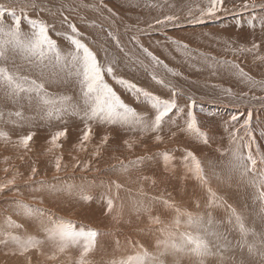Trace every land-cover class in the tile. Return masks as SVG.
<instances>
[{"label": "rangeland", "instance_id": "1", "mask_svg": "<svg viewBox=\"0 0 264 264\" xmlns=\"http://www.w3.org/2000/svg\"><path fill=\"white\" fill-rule=\"evenodd\" d=\"M18 1L19 3L23 2V0ZM67 1L68 0H45L44 2H36L35 5L37 6V8H31V11L33 13L35 12L36 14L38 13L39 15L43 14L46 20L47 17H49V19L51 20V17L60 12H69V10L67 11V7L69 6ZM78 1H82L81 3L84 4L87 3V8L92 6L102 7V10L104 11L103 18L114 21L116 23V26L118 28H121L124 32H127L129 30H147V33L139 32L136 33V35L135 32H133V34L131 33V36H129L128 38L129 41L130 39H133L130 43L128 42V44H130L128 45V47L134 51L139 50V53L141 51V53L143 54L144 52L142 51V48H147L149 52L157 57L156 51L161 47L152 46L151 48L150 44L143 42L144 39L142 38V35H146V37L148 38H153L152 34H156V32H154L153 30L161 26H167V28L164 30L168 33L166 37L167 39H170L169 42L184 46L186 47L187 51H192L195 53L205 52L207 54V57L211 58L218 50H212L209 47L204 48L199 39H193L192 42H190L189 38L187 37V34H192L188 33L191 29L193 30V33H195L196 28L201 27V25H203L205 22L211 21L207 17L209 15H195L191 9L181 12H174L172 9L174 0H164L165 11L154 14V16L158 17L157 20H165V18L169 15L179 17V19L177 20L171 22L166 21L164 24H158L157 20L150 24L136 23L135 20L137 19V17L132 18L130 16L131 14L135 13L136 9L133 8L129 3H127L129 6V9L127 10V5L122 2L118 4H110L108 0ZM204 1L208 5H210V0ZM162 2L163 0H154V2L152 3L157 6ZM253 3L255 5L257 4V6L253 7ZM2 4L3 3H0V5ZM217 7L218 10L215 12V14L223 13V11L232 13L230 15L231 18L223 20L234 21H229L230 24H232V29L241 27V30L244 31V29L246 30V28L250 24H252L254 21H257L258 18H260L261 16L264 17V0H223V4L218 5ZM42 8L44 10H42ZM60 8L63 9L61 10ZM35 9L41 10L37 12L34 11ZM16 11L20 12L19 9H16ZM70 12H73V10H70ZM73 14H76V12H73ZM205 18H207L208 20H206ZM216 18L218 17H215L213 19L217 20ZM219 19L220 18H218V20ZM94 20L97 19L94 18ZM94 20L89 21L97 24V21ZM176 21L185 23V26L179 25V23ZM98 26L99 28L113 34V32L106 27L102 28V25ZM172 26H176L177 28ZM230 26L231 25H228L227 23V27ZM216 28L217 29L210 28L207 30L219 31V29H221L219 26ZM78 31L81 32V29L78 28ZM185 32L187 34H185ZM122 36L123 38H126L127 34L123 33ZM160 36L162 37L161 33ZM235 44L239 45L238 39ZM103 46L105 52H108L107 44L103 43ZM249 48L251 53L248 55H254L255 53L254 57H257V54L259 55L258 57L261 56V53L259 52L262 50L261 47L250 46ZM228 50L229 48L221 49L222 52H228ZM241 51L242 50L240 49H233L231 51V56L235 57V61L237 60V66L240 63L241 58H246L245 55L239 54ZM110 52L112 53L113 50H110ZM157 58L163 62V64L160 65L156 64L157 68L160 70L162 66L167 64L161 58ZM106 60L104 58L103 64L106 62ZM256 63L259 64V68L255 67V63L252 64L253 73L255 75H257V72L260 69L259 60H257ZM167 67L171 66L167 65ZM163 73H165V71H163ZM178 74L179 78L181 79V83H167L166 85L170 89L181 88L183 93H187V95L182 96V98L187 103H197L196 96H204L208 98L241 97L243 99H250L253 102L264 101L263 93L252 96L249 93H242L243 91H239L237 89V91L240 92L238 93L232 89V85H229L223 81L208 84L193 80V78L185 76L179 72ZM105 81L108 82V79L105 78ZM69 96L73 97V94ZM119 96L123 98L122 95L119 94ZM160 98L163 99V97ZM210 107L219 108L220 105H211ZM251 107L254 109H258L260 112L264 113V103ZM181 108L183 110L185 109V107ZM183 112L181 114H183ZM10 116L11 118L9 119H11V122H15L17 119L15 114H11ZM2 117L3 114L0 113V120H2ZM254 119H258V117H244V121L247 120L248 122ZM237 120L238 119L233 121ZM78 121L77 125H74L76 124L74 120L72 121V119L65 118V121L63 120V122L53 121L51 123H48L51 126L50 131L41 130L42 128H39V130H37L39 137L37 136V140L35 141V143L42 141V144H40V148H36L38 152H35L34 150L35 155L33 154V150L30 151V147L27 151H21L20 149H18L20 148V146H22L19 143L20 139L19 141L15 139L18 142V144L16 145L17 151L15 152L9 149L10 145L9 147H7V143L10 140L9 135H7L6 138H0V185H7V187L4 188V191L0 192V240L8 241L6 244L0 243V264H78V261L80 259L81 248L79 246H71L64 253H56L51 244L46 241L45 233L43 231V228L47 225V218H44V223L42 224L39 219L26 218L22 214H18L19 210L17 209L15 203L17 201H22L23 203L28 204L33 208H41L45 212L51 213L54 220L63 218L64 220L72 221L77 226V228L83 225L86 229L91 228L97 231L98 236L96 238V246L85 257L87 264H111V261L115 259L124 258L123 255L125 254H133L138 246H143L151 254H157L160 250H162L156 247V243L157 240H162L165 237L162 236L157 229L160 227H164L165 225H171V222L175 216V212L173 210L168 209L164 206V201H168L169 203L174 204L176 207L192 213L194 216H204L205 220H207L208 214H211V230H215L217 233H219L221 239L217 240L215 237H207L210 241V246H212L214 255L207 257L205 259V264H264V202H261L259 199H257L256 190L249 182L251 179L250 175L242 177L239 171L237 172L229 170V159H227L226 156L231 157V150H225L223 153L225 155V159L222 161L220 160L218 163H215V161L213 160L204 163L203 159L201 160V164L204 168L208 183L205 184L206 187H204L206 190H204L203 187L201 190H194V187L190 185V182L187 183L186 179H182L184 177L177 175V172H179L183 175L185 174L186 178L193 177L188 169L184 167L183 159H180L181 157L179 158L180 160L175 159L176 157H174L173 155L179 153L183 158L187 153V151L185 153H182L180 151V147L182 146H180L177 142L169 143L172 146H176L175 148H165V144L167 143L166 140L170 141V139L161 137V140L157 142L155 137L152 138V132L143 133V135L145 136H149V134L151 133V140H148L149 142L147 141L148 144L146 141L137 142L135 140V142H133L131 140L129 142L127 139H120V133L118 130H123L124 134H122V137L127 136L128 138H130L131 136L128 134L133 133L135 137L137 133V135L139 136L141 132L139 130L131 131L127 128L121 127L118 124L105 126L99 123H96V125L92 124L91 126L93 127L89 125V127L93 130L96 129L95 131L100 135V140L97 143H92L90 140L82 141L83 136H81V133H85L86 124L80 125V121ZM23 124L26 123L23 122ZM29 125L38 128L36 126V121L34 120H31ZM36 128H34L35 130H33L32 132H35ZM17 131L18 133L23 132V135L21 134L22 136L28 135V132L25 128L23 129L19 127V130L17 129ZM61 131H64L66 133L63 136V139H58L59 142L57 140V142L53 144L51 142L52 137L55 136L57 132ZM125 131H127L126 134ZM29 133L31 132L29 131ZM208 133L209 131L206 132V134ZM122 140L123 142H121ZM125 141H128V144H125ZM121 143L123 144L121 145ZM159 144L161 146L163 144V146L161 147ZM152 147L154 148V151H152ZM235 147L236 146H234V148ZM165 152L169 153L172 157L171 161L169 162H171L170 164L173 170H171L170 172L165 170L166 174L160 178L162 184H159L160 182L156 178H154V172L158 163L160 161L164 162L161 154ZM128 153L129 155H127ZM192 153L194 154V152ZM204 155H206V153H204ZM50 157H52V159ZM138 158H142V162L138 166L130 167L129 169H131V171L133 169V176L131 178L134 180L133 186H136V190H138L140 194L143 189H146L143 192L150 193V195L148 196L150 199L147 201V203H145V200L148 197H145L141 194V201L137 197V194L134 193L133 187L129 186L131 185L129 179H121V177L118 176L120 174L124 176L126 173L125 171L120 170L123 165H129L130 161L137 160ZM196 158L200 161L198 157ZM52 161H55V163H53ZM57 161H59L60 163L59 171H57L56 167ZM33 168L36 169V173L34 176L32 173ZM116 170L118 171V174ZM162 171H164V169H162ZM30 176H32L33 178L29 179ZM95 176L99 177V180L103 182L97 185H90V189L88 190L84 189L85 192L92 197V199L88 202L80 200L78 202H73L72 204H64L63 202L57 203L56 199L52 200L48 198V195L51 193V191H49V186L55 185L56 187H60L65 183L76 185V182L80 179H90L94 178ZM13 179L14 183L8 185L7 182ZM41 182H43L45 185L43 189L40 188ZM124 182L126 183L124 184ZM211 182L212 184H210ZM116 184L121 185V187L117 189L115 186ZM33 187H35V190H33ZM209 188L211 189V192H214L215 196L217 197V199L211 206H209V200L211 199ZM78 189L79 188H75V192H77ZM102 192H106L108 194V198L113 199L114 207L112 212L109 213L107 211V203L104 202L105 207L101 209H99L100 207L98 208L96 205H92L95 208V216L99 214V216L101 217L100 219H96L98 217L95 218L94 214L85 216V213L88 208H90V205L95 196H99ZM158 193H161V195L157 197ZM224 196L227 197L225 198ZM135 197L137 199H134L133 201L132 198ZM219 200L223 201L226 205L224 203H221V201ZM41 201L43 202L41 203ZM132 203L136 204L137 206L142 203L145 207L150 208L151 211L143 212V210H141L137 213V208H129L130 204ZM127 210H135V213L131 212L129 215H126L125 213L127 212ZM117 213H121L119 221L114 219ZM103 214L105 217L103 216ZM109 214L110 218L109 216H106ZM150 216L153 218L158 216L163 223L159 225L151 224ZM237 216L240 218V222H242L244 227L247 229L246 236L242 235L240 232L239 224L237 223L236 219ZM8 218H11V220L14 222V225H19L20 227L9 226L7 223ZM183 219L184 218H182V220ZM171 230L175 231V228H171ZM179 231H188L192 232L194 235L196 234L195 230L186 229L183 225L180 227ZM119 233H124L125 235L127 233V237L131 236V238H127V240L125 241L126 243L124 245L126 246L122 248L109 247L114 243V240ZM10 235H19L21 237L31 235L35 236L37 239L45 240V243L42 244L38 249H32L24 255H20L16 245L11 242ZM249 247L252 248L251 252L249 251ZM114 251L124 253L122 254V256L118 253L120 255L119 256L117 253V255L114 254ZM53 254H55L56 258L49 259V257ZM221 256H223V260L220 259ZM161 259L164 261V264H175L177 257L172 254H167L162 256ZM179 264H197V262L195 257L183 256L182 258H180Z\"/></svg>", "mask_w": 264, "mask_h": 264}, {"label": "bare ground", "instance_id": "2", "mask_svg": "<svg viewBox=\"0 0 264 264\" xmlns=\"http://www.w3.org/2000/svg\"><path fill=\"white\" fill-rule=\"evenodd\" d=\"M44 1L45 0H23L22 3H19L18 0H0V3H3L9 7H14L15 9H19V10L23 7L25 9V12L28 14V16L30 18L43 19L46 22H49L50 24H54V30L52 31L51 34H52L53 38L58 41L60 47L64 50H68V48H69L68 42L63 39L64 36L71 34V29L68 28V24L69 23L74 24L77 27V30H78V28L81 29V32L79 31L80 33H82L81 39L83 40V42L87 43L88 46L97 54L98 60H100V62L102 64H103L104 58H105V60L107 59L106 62L104 63L105 66H107L110 61H115L112 64V67L114 69L113 75H105V78L108 79L107 83H109V86H111L113 88V90L116 91V93L118 95L120 94L123 96L122 99L125 101V103H127L130 107H133L134 109H136L138 112L150 111V106L146 105V103L143 100V97L137 98L135 92L125 88L123 85L118 83L117 81L119 79H123V80L129 81L131 83H134L138 87L140 86L144 90L149 91V92L153 93L154 95H157L159 97H163V99L174 98L176 100L178 108L185 107L183 114H181L182 112L174 111V113L171 115V121H168V119H166L167 122L164 123V125L162 126V129L159 132H152V138L159 135L160 137L170 139V141L166 140L167 143L165 144V148L173 149L176 146H172L169 143L177 142L180 146H182V147H180L181 148L180 151L182 153L183 152L185 153L186 151L187 152L192 151V152H194V155L200 159V162L203 159L204 163L211 161V160L215 161V163H218L220 160L222 161L225 159V155L223 154L225 150H232L234 148V146H236L237 144L243 145L247 141L252 140V141H254V143L252 144V151H253V154L256 155V158L258 160V167L261 169H264V164H259V155L264 154V113L260 112L258 109H254L251 107L254 105H261L262 103H264V101L253 102L250 99H243L241 97H236V98H230V97L208 98V97H204V96H196L197 97V103H187L182 98V96L187 95V93H183L181 88L170 89L166 85L167 83H169V84L181 83V79L179 78V74H178V72H179L185 76L193 78V80H197L198 82L210 84V83H214V82H222L223 81L229 85H232L233 86L232 89L235 92H238L237 91V89H238L239 91H243L242 93H249L252 96H256L259 93L264 94V17L263 16H261V17L259 16L260 18H258V20L254 21L252 24H250L246 28V30L242 27L244 29V31H243V30H241V27H238L237 29H234V28L232 29V24H230V22H234V21H231V20H229L230 22L226 21V20L223 21L224 19L231 18L230 15L232 14V13H229L227 11H223V13L207 16L209 18V20H211V21L205 22L203 25H201V27L196 28L195 33H193L192 29L188 32V33H192L191 35H189L185 32V34H187V37L189 38L190 42H192L193 39H195V40L199 39L204 48L209 47L212 50L218 49L216 51V53H214V56H212L211 58L207 57V54L205 52L195 53L192 51H187L186 47L180 46L179 44H174L172 42H169L170 39H167V37H166V35L168 33L165 32V30H164L167 28V26H161L159 28L158 27L155 28L153 31L156 32V34H152L153 38H148V37H146V35H142V38L145 40V41L143 40L144 43L146 42V43L151 45V48H152V46L153 47L154 46L161 47L156 51L157 57L164 60V62L168 66L173 67V68H171V67L165 68L164 66H162V68L160 69L161 71H160L157 68V65L154 64L153 61L148 56H146V54H144V53L142 54L141 51L139 53V50L134 51L128 47V45H130V44H128V42L130 43L133 40V39H130V41L128 40L129 36H131V33L133 34V32H135V35H136V33H139V32L147 33V30H137V31H130L129 30L127 32H124V31H122L121 28H118L116 26V23L114 21L107 19V18H103V12L104 11L102 10V7L92 6V7L87 8V3L84 4V3H81L82 1H78V0H68L67 1V3L69 4V6L67 7V11L69 10V12H60V13L54 15L53 17H51V20L49 19V17H47V20H46L42 13H41L42 15H39L38 13L36 14L35 12L33 13L31 11V8H33L31 6L32 3L44 2ZM108 1L110 2V4H118V3L122 2L125 5H127V10L129 9V6L127 3H129L133 8L136 9L135 13L131 14L130 16L132 18L137 17L135 22L139 23V24H150V23H152L158 19V17L154 16L155 13H160L161 11H165L164 0L160 5H157V6L152 3V2H154V0H127V1H124V0H108ZM237 1H246V0H237ZM59 4H61V3H59ZM209 6L210 5H208L204 0H174L172 9L174 12H181V11L191 9L195 15H198V14H200L201 10H206ZM256 6H257V4H256ZM35 8H37V6ZM40 10L35 9L34 11L39 12ZM42 10H44V9L42 8ZM70 10H73V12H76V14H73V12H70ZM220 12H222V11H220ZM17 13L19 14L20 12L17 11ZM78 15H80V16H78ZM93 17L97 20H94ZM215 17H218L220 19L218 20V18H216L217 20H214L213 18H215ZM65 18H67L66 21H65ZM205 19L208 20L207 18H205ZM89 20L97 21V24H94ZM6 22L10 23V20L6 19ZM176 22H178L179 25L185 24V23H183V22L181 23L179 21H176ZM227 23H228V25H231V26L227 27ZM98 25H102V28L106 27L107 29L112 31L113 34L109 33L106 30L99 28ZM218 26L221 28V29H219V31L207 30L210 28L217 29L216 27H218ZM172 27L177 28L176 26H172ZM158 31L161 33L162 37L160 36V33ZM123 33L127 34L126 38H123V36H122ZM130 38H133V37H130ZM117 39L119 40L120 46L123 48V51H121L120 48H118L116 46V40ZM237 39H238L239 45L235 44ZM103 43L107 44L108 52H105ZM141 44H142V41H141ZM254 45L262 48V50L259 51L261 53V56H260L261 58L258 57L259 56L258 54L256 55L257 57H254L255 53H254V55H252V54L248 55L251 53L249 47L254 46ZM136 48H138V47H136ZM226 48H229L228 52H222L221 51V49H226ZM233 49L242 50L239 54L246 56V58H244V59L240 57L241 61L238 64V66L236 65L237 60L235 61V57L231 56L232 55L231 51ZM110 50L111 51L113 50V52L111 53ZM106 56H107V58H106ZM257 60H259V62H260V69L257 72V75H255L253 73L252 64L255 63V67L259 68V64L256 63ZM17 63H19V60H17ZM233 66H235V67H233ZM9 67H11V65H9ZM167 69H172L173 72L176 74L173 75ZM163 71H165V73H163ZM153 76H155L157 80H163L164 83L163 84L157 83L155 80L152 79ZM46 87H47L48 91L53 93L54 95H68L69 96V95L73 94V101H76L79 98V89L75 83H65V82H61V81L57 80L55 82L47 84ZM173 92H175V94H176L175 97L172 96ZM238 93H240V92H238ZM211 105H220V107L219 108H212V107H210ZM239 106H241V107H239ZM16 111L22 112L24 119L17 117L15 122H11V119H9V118H11L10 115L14 114ZM189 111H191L192 114L195 116L200 130L207 137V143H204L203 140H201L195 136L189 135L185 131H182V129L186 127V123H185V121L187 120L186 114ZM0 113L3 114L2 120H0V132L6 133L7 135H9V138H10L9 141L6 139L8 141L7 147H9V145H10L9 149H11L15 152L17 151L16 145L18 144V142L16 140L19 141V139L23 135V132L18 133L17 129L19 130V127L23 128V129L25 128L26 131L28 132V134H29V131L33 134L32 140L29 142L27 148H23L22 146H20V148H18V149H20L21 151H27L28 148L30 147L29 149H30V151L33 150L34 155H35L34 150L36 152L37 151L36 148H38L40 146V144H42V141L35 143V141L37 140V136L39 135L37 133L38 132L37 130H39V128H42L41 130H45V131L49 130L50 131L51 126L48 123H51L53 121H62L63 122V120L65 121V118L72 119V121L74 120L76 123L74 125H77L78 120L80 121V125L81 124L85 125V121L81 120L82 119L81 115H76V114L72 115V113L69 112L68 114L62 115L61 118H59V119L47 118L46 116H44L42 114L41 111H38L35 106L28 107L25 104V106L21 107L20 103H15L11 100L5 99L2 95H0ZM233 116H235L236 118L238 117L237 118L238 120L233 121V119H232ZM249 116H253L254 118L258 117V119H254V120H251L250 122H248V126H247L248 131L246 132L245 128L242 127V125L244 124V117H249ZM31 120L36 121V126L38 128L32 127L29 125ZM82 121H83V123H82ZM173 121L175 123H173ZM23 122H25L26 124H23ZM96 123L97 122L89 121L88 126L89 125L91 126L92 124L96 125ZM91 127H93V126H91ZM34 128H36V131L32 132L33 130H35ZM109 129H113V128H109ZM95 130L91 129V132H90L89 140L92 143L93 142L97 143L100 140V135ZM118 131L120 133V139H127L129 142L131 140L133 142H135V140L137 142L138 141L139 142L140 141H146L147 142L148 140H151L150 139L151 133L149 134V136H145V135H143V133H140L138 136L137 135L138 133H137L135 137H134V134L132 133V134H128V135H131L130 138H128L127 136L122 137V134H124L123 130L122 131L118 130ZM207 131H209L208 134H206ZM42 132H44V131H42ZM105 133H106V130H105ZM126 133H127V131H125V134ZM83 135L84 134L82 132L81 136H83ZM101 135H103V134H101ZM41 136H42V134H41ZM61 138L63 139V136L60 137L59 139L62 140ZM58 142H59V140H58ZM121 142H123V140ZM148 142H147V144H148ZM152 142H154V141H152ZM150 143H151V141H150ZM122 144L123 143H121V145ZM98 146H100V145H98ZM162 146H163V144H162ZM91 147H94V146H91ZM56 148H57V146H56ZM125 150H126V148H125ZM243 150H244L245 154L248 151L247 148H244ZM49 151H51V150H49ZM152 151H154V148ZM129 153H131V152H129ZM129 153L127 155H129ZM204 153H206V155H204ZM48 155H50V154H48ZM77 155H79V154H77ZM173 155H174V157H176L175 159H179L180 157H181L180 159H182V156L179 153H176ZM50 158L52 159V157H50ZM121 158H123V157H121ZM226 158L230 159L229 156H226ZM53 163H55V161ZM170 163L171 162H168V167L166 168L165 167V161L164 162L160 161L158 163L157 167L155 168L154 178H156L160 182L159 184H162V182L160 181L161 180L160 178L166 174L165 170H167L169 172L171 170H173ZM162 169H164V171H162ZM132 173H133V169H132V171H131V169H129L125 173L124 176L122 174H120L118 176L121 177V179H129L130 180L131 185H129V186L133 187L134 193L137 194V197L142 201L141 194L144 195L145 197H148L150 195V193L143 192L146 189H143L142 192L140 191L141 194L138 192V190H136V188H135L136 186L135 187L133 186L134 180L131 178L133 176ZM117 174H118V171H117ZM177 175L184 177L182 179L183 180L186 179L187 183L190 182V185L192 187H194V190H201L202 187L203 188L206 187L205 184L202 185L199 180H196L195 178L193 179V177L186 178L185 174L183 175L182 173H179V172H177ZM101 182H103V181H100L99 177L95 176L94 178H90V179H80L76 182L75 186H76V188H79V189L83 188L85 190H88V189H90L89 188L90 185H97ZM125 183L126 182H124V184ZM210 184H212V182ZM160 186H159V190H160ZM60 187H62V186H60ZM79 189H78V191H79ZM204 190H206V189L204 188ZM131 191H132V189H131ZM77 192H75V189L73 190L72 194H70V195L67 193H63V192H56V193L51 192L48 195L49 196L48 198L52 199V200L56 199L57 203L63 202L64 204H72L73 202H78L81 200L77 196V194H76ZM160 195H161V193L160 194L158 193L157 197ZM224 197L226 198L227 196H224ZM77 198H78V200H77ZM107 199H108V194L106 192H102L99 196H95L94 200L92 201V203L90 205V208H88V210L86 211L85 216H87V215L89 216L91 214H94V216H95V212H94L95 208L92 205H96L98 208L100 207L99 209H101V208L105 207L104 202H107ZM132 199L134 201V199H137V198L135 197ZM149 199L150 198L148 197L145 200V203H147V201ZM197 199H199V198H197ZM221 200H223V199H221ZM221 200H219V201H221ZM126 201H128V200H126ZM221 203H224V202L221 201ZM131 205L134 207H132ZM136 206H137L136 204L132 203V204H130L129 208L130 209H132V208L136 209ZM222 210H224V209H222ZM134 211L135 210H127V212L125 214L129 215L131 212H134ZM103 216H104V214H103ZM106 216H109V218H110V214L106 215ZM96 217H98V218H96ZM95 218L100 219L101 217L98 214L95 216ZM132 220H134V219H132ZM132 226H133V224H132ZM126 235H127V233H126ZM126 235L124 233H119L118 236L115 238L114 243L111 244L109 247L122 248V247L126 246V245H124L126 243L125 241L127 240V238H131V236L127 237ZM127 242H129V241H127ZM135 243H137V242H135ZM113 253L114 254L119 253L122 256V254L124 252L120 253L118 251H114ZM98 254H100V253H98ZM125 256H127V254L123 255V257H125Z\"/></svg>", "mask_w": 264, "mask_h": 264}, {"label": "snow or ice", "instance_id": "3", "mask_svg": "<svg viewBox=\"0 0 264 264\" xmlns=\"http://www.w3.org/2000/svg\"><path fill=\"white\" fill-rule=\"evenodd\" d=\"M222 4L223 0H210V6L206 10H201L200 15H214L218 10L217 6ZM31 6L36 7L35 3H32ZM252 6L255 7L256 5L253 3ZM6 19L10 20V23H7ZM177 19L179 17L169 15L165 20H157V23L164 24L166 21L171 22ZM66 20L67 18H65ZM68 28L71 29V34L64 36L63 39L68 42L69 48L64 50L51 34L54 30V24H50L43 19L30 18L23 7L18 14L14 7L0 5V95L5 99L20 103L21 107L25 104L28 107L35 106L47 118L59 119L69 112L81 115L87 129L82 141H88L90 138L89 121L102 125L118 124L131 131L139 130L141 133L159 132L164 123L167 122L166 118L171 121V114L174 113V110L176 112L184 111L182 108H178L174 98L161 99L134 83L119 79L117 82L135 92L137 98L143 97L146 105L150 106V111L138 112L130 107L105 81V75H113L112 64L115 61H110L107 66L102 64L98 60L97 54L87 43L83 42L81 39L82 33L77 30V27L69 23ZM116 46L123 51L118 39L116 40ZM142 51L154 64H163L147 48H142ZM17 60H19V63H17ZM164 67L167 68V65H164ZM167 70L173 75L176 74L172 69ZM152 79L157 83H164L163 80H157L155 76ZM57 80L65 83H75L79 89V98L73 101L72 96L54 95L49 92L46 85ZM175 95V92H173L172 96L175 97ZM14 114L16 117L24 119L22 112L16 111ZM186 115V127L182 131L207 143V137L200 130L195 116L191 111ZM232 119L236 120L237 118L233 116ZM173 123L175 122L173 121ZM247 125L248 121L245 120L242 127L245 128L246 132L248 131ZM65 134L64 131L57 132L52 137L51 142L55 144ZM32 136V133L22 136L19 143L27 148ZM6 137V133L0 132V138ZM155 139L159 142L161 137L157 135ZM253 143L254 141L249 140L243 145L237 144L231 150L228 167L230 171H239L242 177L250 175L249 182L256 190L257 199L264 202V169L258 167V160L252 151ZM125 144H128V141H125ZM244 148L248 149L246 154L243 151ZM161 156L165 161V167H168V162L172 159L171 155L165 152ZM182 159L184 167L195 179L199 180L201 184L208 183L201 162L192 152H187ZM141 162L142 158L130 161L129 165H123L120 170L127 172L130 167L138 166ZM259 164H264V154L259 155ZM56 167L59 171V161H57ZM32 173L34 176L36 173L35 168L32 169ZM32 178V176L29 177V179ZM12 183H14V179L7 182L8 185ZM115 186L117 189L121 187L119 184ZM5 187L7 185H0V192H3ZM44 187V183L41 182L40 188L43 189ZM75 188V185L65 183L62 187L49 186V191L53 193L63 192L70 195ZM33 190H35V187H33ZM209 192L211 196L209 206H211L217 197L214 192H211L210 188ZM76 194L85 202L92 199L83 188L79 189ZM15 203L19 210L18 214H22L26 218L39 219L42 224L44 218H47V225L43 228V231L46 241L51 244L56 253H64L71 246H79L81 253L78 264H87L85 257L96 246L97 231L91 228L86 229L83 225L77 228L72 221L63 218L54 220L51 213H47L41 208H33L22 201ZM106 203L107 211L112 212L113 199L108 198ZM163 204L166 208L173 210L175 216L171 225H165L157 229L165 237L162 240H157L156 243V247L162 250L157 254H151L143 246H138L133 254L115 259L111 261V264H164L161 257L167 254L177 257L175 264H179V260L183 256L195 257L197 264H205V259L214 255L207 237H215L219 240L221 236L215 230H211V214L209 213L207 220H205L204 216H194L168 201H164ZM136 208L137 212L141 210L151 211L142 203ZM120 216L121 213H117L114 219L119 221ZM182 218L184 219L182 220ZM236 219L241 234L246 236L247 229L240 222L238 216ZM7 223L9 226L20 227L14 225L11 218L7 219ZM150 223L159 225L163 222L158 216L155 218L150 216ZM182 225L186 229L195 230L196 234L194 235L188 231L180 232L179 229ZM171 228H175V231H172ZM10 239L16 245L20 255H24L32 249H38L45 243V240L37 239L31 235L26 237L10 235ZM7 242V240H0V243L6 244ZM249 251H252L251 247H249ZM55 258V254L49 257V259ZM220 259L223 260V256Z\"/></svg>", "mask_w": 264, "mask_h": 264}]
</instances>
